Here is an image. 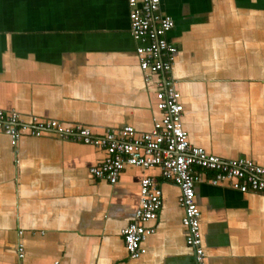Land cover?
Wrapping results in <instances>:
<instances>
[{"label": "crops", "instance_id": "crops-1", "mask_svg": "<svg viewBox=\"0 0 264 264\" xmlns=\"http://www.w3.org/2000/svg\"><path fill=\"white\" fill-rule=\"evenodd\" d=\"M160 10L174 20L190 143L264 166V0H160ZM135 48L127 0H0V108L95 133L148 131L159 112ZM103 157L52 134L12 145L0 133V264H195L169 181L156 231L128 256L121 229L141 177L159 169L126 166L111 184L89 171ZM195 192L205 264H264V196L206 181Z\"/></svg>", "mask_w": 264, "mask_h": 264}, {"label": "built area", "instance_id": "built-area-1", "mask_svg": "<svg viewBox=\"0 0 264 264\" xmlns=\"http://www.w3.org/2000/svg\"><path fill=\"white\" fill-rule=\"evenodd\" d=\"M127 3L139 67L144 81L155 89L154 107L159 115L152 117V128L142 131L123 125L95 133L81 123H66L35 114L26 116L13 109L0 108V133L9 136L12 145L24 136L52 134L101 149L104 157L89 171L111 184L126 166L143 170L157 167L159 178L147 174L141 177L134 218L121 229L128 256L138 258L144 252L142 242L156 231L163 200L160 181H169L179 189L186 244L194 251L195 264H205L195 185L206 181L213 186L264 196V166L246 156L224 158L190 143L182 119L181 93L172 74L178 48L167 36L174 20L160 10V0H127ZM23 247L22 242L17 243L18 259L23 257Z\"/></svg>", "mask_w": 264, "mask_h": 264}, {"label": "rangeland", "instance_id": "rangeland-1", "mask_svg": "<svg viewBox=\"0 0 264 264\" xmlns=\"http://www.w3.org/2000/svg\"><path fill=\"white\" fill-rule=\"evenodd\" d=\"M222 157V156H221ZM225 158V157H224ZM231 189V188H230Z\"/></svg>", "mask_w": 264, "mask_h": 264}]
</instances>
